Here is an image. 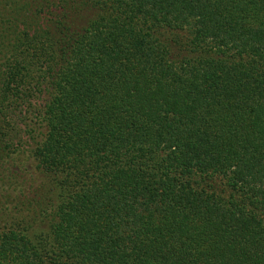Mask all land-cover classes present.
<instances>
[{"label": "trees", "instance_id": "1", "mask_svg": "<svg viewBox=\"0 0 264 264\" xmlns=\"http://www.w3.org/2000/svg\"><path fill=\"white\" fill-rule=\"evenodd\" d=\"M0 264H264V0H0Z\"/></svg>", "mask_w": 264, "mask_h": 264}]
</instances>
